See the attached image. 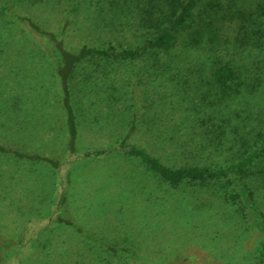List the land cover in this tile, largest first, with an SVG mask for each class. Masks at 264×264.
<instances>
[{
	"label": "rangeland",
	"instance_id": "1",
	"mask_svg": "<svg viewBox=\"0 0 264 264\" xmlns=\"http://www.w3.org/2000/svg\"><path fill=\"white\" fill-rule=\"evenodd\" d=\"M63 1L45 0L31 13L49 31L64 30L67 47L109 40L126 45L138 38L132 30L95 27L94 6L81 4L65 23ZM14 31L0 41V145L6 149L0 154V264H264L259 249L264 241L249 209L212 185L171 187L138 159L111 148L123 140L171 166L225 164L247 134H256L245 133L257 126L255 116L264 118V85L223 108L225 133L203 151L198 144L207 145L208 136L201 135L206 129L201 119L208 114L193 108L195 88L183 82L194 77L187 63L171 69L174 83L166 73L141 72L139 61L116 64L109 73L114 81L102 78V68L83 63L75 81L85 68L90 79L69 87L70 95L82 88L71 101L79 122L76 155H71L57 72L63 54L53 39L20 27ZM224 34L231 38V26ZM221 53L234 56L230 42L223 43ZM263 53L246 51L235 58L248 64L262 60ZM132 114L140 117L128 124ZM86 149L106 152L80 158ZM32 155L57 160L58 167L28 158ZM256 163L257 170L264 158ZM243 182L264 221V177L253 174ZM63 191L67 195L59 202Z\"/></svg>",
	"mask_w": 264,
	"mask_h": 264
},
{
	"label": "trees",
	"instance_id": "2",
	"mask_svg": "<svg viewBox=\"0 0 264 264\" xmlns=\"http://www.w3.org/2000/svg\"><path fill=\"white\" fill-rule=\"evenodd\" d=\"M44 1L0 0V41L6 37L9 40L18 27L57 41L56 45L63 54V62L59 64L57 72L60 76L61 98L69 131L65 146L71 155H76V125L79 124L75 121L71 101H74L76 92L82 88L76 90V87L70 95L69 87L76 86L74 82H86L90 79V73L85 68L81 79L75 81L78 68L85 67L83 63H86V66L94 64L102 68V78L108 76L114 81L109 73L117 70L116 64L139 61L141 72L148 75L151 72L159 75L166 73L167 77H170L168 80L173 83L177 78L173 73L171 74L174 76H169L171 69H180L183 61L187 63L186 69L194 74V77L185 78L183 82L193 83L195 88L194 93L198 99L192 101L193 108L207 111L208 114L207 118L201 119V124L206 125L205 132L202 131L201 135L208 136L207 145L204 146L203 140L198 144L199 149L203 151L204 147L214 145L216 141L219 144V139L225 133L221 122H226V118L220 114L223 108H227L237 96L251 95L264 85V58L248 64L239 63L235 58L246 51L249 55L253 50L264 52V0H64L62 12L65 23L72 21L81 4L87 9L94 6L97 13V16H93L95 27L107 26L110 31L118 32L132 30L139 38L126 45L111 40L101 44H89L84 41L78 47L71 48L63 42L64 30L49 31L31 13L35 5ZM55 1L61 0H47V3H56ZM230 26L231 38L224 34L225 29ZM226 41L230 42L234 55L232 57L221 53V47ZM193 52L202 54V59L196 60ZM131 98L136 100L133 92ZM139 117L132 114L128 124H135ZM216 117H220V122L214 121ZM255 117L257 126L245 133L255 131L256 134H247L245 141L241 142L242 147L235 151L238 154L225 164L192 163L171 166L164 163L159 155L123 140L116 142L111 148L125 156L138 159L171 187L176 188L182 184L200 187L212 185L232 202L241 204L242 210L249 209L250 213L254 214V221L264 241V221L253 208L251 190L243 182L245 177L253 174H261L264 177V164L257 167V170L254 169L257 160L262 161L264 158V118ZM234 130L239 133L237 125ZM207 133L214 135L211 137ZM3 152H6V149L0 145V154ZM105 152V149H86L80 153V158L99 157ZM28 158L41 157L32 155ZM41 159L50 162L52 167H58L57 160L44 157ZM66 195L63 191L59 202L64 201ZM67 223L78 227L70 220ZM20 237L21 241L22 233ZM4 244L10 245L11 242L5 241ZM259 249L264 255V246L260 245Z\"/></svg>",
	"mask_w": 264,
	"mask_h": 264
}]
</instances>
